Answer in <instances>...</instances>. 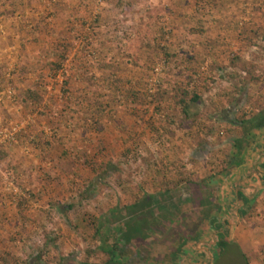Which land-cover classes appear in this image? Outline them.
<instances>
[{
  "label": "rangeland",
  "instance_id": "rangeland-1",
  "mask_svg": "<svg viewBox=\"0 0 264 264\" xmlns=\"http://www.w3.org/2000/svg\"><path fill=\"white\" fill-rule=\"evenodd\" d=\"M179 86L200 97L192 133L161 97ZM261 110L264 0H0V264L104 263L77 217L111 221L164 174L187 182L172 191L161 231L143 225L123 264H168L182 238L193 264H213L214 222L248 264H264V180L238 179L246 145L232 147L236 121ZM103 147L111 169L93 190L84 161ZM255 149L246 163L261 162ZM237 190L255 196L242 215ZM226 259L218 264H238Z\"/></svg>",
  "mask_w": 264,
  "mask_h": 264
},
{
  "label": "trees",
  "instance_id": "trees-1",
  "mask_svg": "<svg viewBox=\"0 0 264 264\" xmlns=\"http://www.w3.org/2000/svg\"><path fill=\"white\" fill-rule=\"evenodd\" d=\"M161 49L164 50V53L165 49H168V52L170 51V47L167 48L165 46H162ZM57 57L58 61L52 63L53 68L51 70L56 69L58 71L59 68H61L63 53H60L59 55H57ZM170 90L171 91H164L161 97L166 96V99L171 103L173 109L175 108L179 110L181 124L184 123L186 129L190 130V133H192V131L194 130L191 129L195 127L193 124L199 117L197 112H192V109L194 104L199 102L200 97L196 92H193L195 91L194 89L186 88L184 86H179L174 91L172 89ZM146 97V93L144 96L142 91L127 90V100L135 101V103L138 105L143 104L142 102L146 101ZM155 101L159 103H156V105L153 107L152 112H154V114H151L152 116L158 115L160 113V105L162 106L160 98ZM145 109V112L148 113L149 108L145 106ZM225 110L226 109H222L221 111L224 112ZM217 113L216 115L214 114L209 117L212 119V117L216 116L215 118H218L220 121H222L223 118L217 116ZM202 126L203 125H197L196 123V127H198L199 130L202 129ZM236 126L241 133V137L232 141V147L239 151L241 147L243 145H246L249 139L253 137V131H258L264 128V110L259 111L256 115L249 118L247 116L242 117L240 120L236 121ZM106 148L107 147H103V149H98V151H93L86 154L84 165L89 167L91 174V183L88 185L91 186L90 188H92L93 190L94 186L92 182L94 181V184H103V180L111 169L110 161L106 162L104 159L109 154ZM97 159L101 161L100 164H97L95 166V162ZM160 163L165 166L162 161H160ZM162 170V168L157 169V173ZM184 182H187L186 178L182 177L181 175L179 179L175 181L172 176L164 174L162 179L160 180V183H154V185L151 183L152 185H150V188L154 190L153 192L147 194L141 191V195L137 196L132 201V203L124 205L123 210L125 213H122V210L119 207L115 206L111 210V221H108L106 218L102 217L98 218V216L94 215L93 213H91V215L88 214V212L81 210L82 214L77 217V220L82 225L84 231L90 232L92 240L94 239V241L99 244L98 250L106 254L108 257L104 263L99 264H123L124 261H126V257L122 258L121 254L118 251L120 250V248L125 249L124 246L126 247L130 244L135 245L139 242V239H136L139 232H141L143 225H147L148 230L152 232H160L161 228L159 227V224L162 223L160 222V214L168 215L169 209H166L165 205L170 196H172V191ZM238 198L242 202V207L239 209L240 214L242 215L245 213V210L243 208H248V205L251 201L248 198L244 197L242 193H238ZM24 201H29V197ZM78 206H81L80 202ZM72 207L73 205H69L66 208L71 210ZM162 217H164V219L166 218V216ZM168 223H172V220H169ZM75 227L77 226L75 225ZM222 227L223 224L221 223L216 224L214 222V225H212V228L216 232L214 249L217 250V252L215 253V257L213 258V264H218L223 260H227L226 257H228V255L232 258L233 263L248 264V259L245 254L242 253L239 246L236 243L226 239L225 231L224 229H222ZM103 233L113 235L112 245L105 244L106 239L103 238ZM182 239L183 240L180 241L179 246L176 248V252L185 244L186 238ZM47 246H45L43 254H45ZM40 255H42V251ZM82 264L91 263L85 262Z\"/></svg>",
  "mask_w": 264,
  "mask_h": 264
},
{
  "label": "crops",
  "instance_id": "crops-1",
  "mask_svg": "<svg viewBox=\"0 0 264 264\" xmlns=\"http://www.w3.org/2000/svg\"><path fill=\"white\" fill-rule=\"evenodd\" d=\"M253 133H254V135H253V137L251 139H249L248 143L245 146L246 148L244 147V149H242V151H241L242 154L240 153L241 157H244V158L247 157L248 158L256 147L259 148V149H263L264 148V128H262L261 130H258V131H253ZM250 142H253V143L250 144ZM255 151H258V149H255ZM258 152L255 153V155L258 154ZM247 158L241 159L239 161L240 162L239 171H237L238 172L237 173L238 174L237 175L238 179L239 180L242 179V181L246 180V176H245L246 174H242L241 173V172H243V173L251 174V176H252L253 173H256L259 176V179L264 180V171H263V173H261V171L264 170V157H262L261 158L262 159L261 162H258V163L254 162L255 158H253V157H251V159H250L251 161L249 163H246ZM252 180H255V177ZM256 181H258V179ZM235 184L238 187H241V189L243 190V187H244V183L243 182L240 183V182L236 181ZM242 190L241 191L237 190L235 192V195H236L235 197H238V193H242L244 195V197L248 198L250 201L254 200L255 196L252 195L253 194L252 191L249 194V193H247L245 191H242ZM240 204H242L241 201H240ZM225 235H226V239H228L227 231L225 232ZM214 237H215L214 241H216V234L214 235ZM232 242H234V241L232 240ZM192 243L193 242L185 241L184 246L181 249H179L180 251H178L179 254L171 256V258L169 259V263L168 264H185V263H188V258L191 260V264H193L192 262H196L198 260V258L195 255L196 251L194 250V247H189V245L190 246L193 245ZM124 248L125 249L120 248V250H124V251H121L122 253L120 252V250L118 251L121 254L122 258L127 257V253H129L130 250H131V249H127V247H125V246H124ZM130 248H132V247H130ZM198 249H200V248L198 247ZM213 249H214V245H213ZM207 250L209 251V248ZM154 264H164V263L159 260L158 262L155 261ZM165 264H167V263H165Z\"/></svg>",
  "mask_w": 264,
  "mask_h": 264
}]
</instances>
